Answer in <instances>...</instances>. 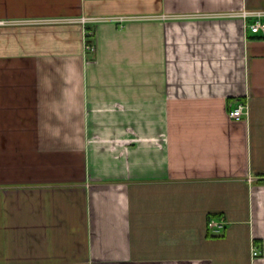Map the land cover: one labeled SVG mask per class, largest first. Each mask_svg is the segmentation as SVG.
Returning <instances> with one entry per match:
<instances>
[{"label":"crops","instance_id":"crops-1","mask_svg":"<svg viewBox=\"0 0 264 264\" xmlns=\"http://www.w3.org/2000/svg\"><path fill=\"white\" fill-rule=\"evenodd\" d=\"M242 9L0 0V264H264V38L197 16Z\"/></svg>","mask_w":264,"mask_h":264},{"label":"built area","instance_id":"built-area-1","mask_svg":"<svg viewBox=\"0 0 264 264\" xmlns=\"http://www.w3.org/2000/svg\"><path fill=\"white\" fill-rule=\"evenodd\" d=\"M197 16H224L232 17L242 20L244 27L249 30L251 33L264 38V9H242L238 11H229L218 14H200ZM162 19L170 18L169 15H160ZM173 17V16H172ZM151 18L148 15L137 16V15H117V16H106V17H86L81 16L77 19H72L79 21L85 28L84 30V50L86 53L94 51V45L89 40L93 32L87 28V25L90 23H96L100 21H112L116 22L119 25L131 20H146ZM248 115V105L246 101H238L233 106L228 109V116L231 119H241ZM225 219L222 216L210 217L207 221V227L213 234H219L225 228ZM259 250L256 248L252 249V256L259 255Z\"/></svg>","mask_w":264,"mask_h":264},{"label":"rangeland","instance_id":"rangeland-1","mask_svg":"<svg viewBox=\"0 0 264 264\" xmlns=\"http://www.w3.org/2000/svg\"><path fill=\"white\" fill-rule=\"evenodd\" d=\"M227 116H228V112H227ZM228 118H229V116H228Z\"/></svg>","mask_w":264,"mask_h":264},{"label":"trees","instance_id":"trees-1","mask_svg":"<svg viewBox=\"0 0 264 264\" xmlns=\"http://www.w3.org/2000/svg\"><path fill=\"white\" fill-rule=\"evenodd\" d=\"M89 28V27H88Z\"/></svg>","mask_w":264,"mask_h":264}]
</instances>
